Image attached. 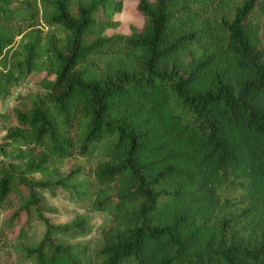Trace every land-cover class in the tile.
Here are the masks:
<instances>
[{
	"label": "trees",
	"instance_id": "trees-1",
	"mask_svg": "<svg viewBox=\"0 0 264 264\" xmlns=\"http://www.w3.org/2000/svg\"><path fill=\"white\" fill-rule=\"evenodd\" d=\"M107 0H0V61L16 37L15 65L32 69L40 35L25 27L39 16L48 35L42 91L0 112L5 143L24 165L0 157V209L16 222L41 220L33 264H264V0H138L140 29L106 34L117 21L95 18ZM121 0L115 1V7ZM200 48L197 53L192 47ZM118 52V61L100 56ZM103 153L91 167L70 168L101 185L92 207L108 210L89 258L79 215L53 223L37 187L48 163ZM17 206V207H16Z\"/></svg>",
	"mask_w": 264,
	"mask_h": 264
},
{
	"label": "rangeland",
	"instance_id": "rangeland-1",
	"mask_svg": "<svg viewBox=\"0 0 264 264\" xmlns=\"http://www.w3.org/2000/svg\"><path fill=\"white\" fill-rule=\"evenodd\" d=\"M115 1L107 0L105 8L101 7L94 13L95 18H101L109 15L115 21L116 25L107 27L104 30L106 34L130 33L133 27L140 29L143 24V16L137 9L138 0H121V6L115 7ZM39 16L33 22V25L25 27L26 37L32 39L33 35L39 33L41 54L36 65L32 69L18 67L15 65V59L21 56V51L25 49L23 44L18 41L20 35L16 37V44L6 52L5 57L0 61V112L10 109L13 106H22V94L42 91V77L52 78L53 74H47L45 66L50 61L48 57V35L54 33L58 36L59 29L55 26L46 24L41 16V6ZM193 51L199 52L200 48L193 46ZM123 54L111 52L99 57V69L103 67L104 61H118V57ZM4 122L0 119V157L7 163H13L18 169L24 165V157H18L21 146L17 143H5L3 129ZM103 148L98 147L90 157L70 156L64 159H56L48 163L46 172H30L26 174L29 179L46 180L51 182L50 186L37 187L36 195L40 197L39 205L44 216L53 223H63L70 221L76 216L85 215L88 219V231L82 235L73 237L61 236L65 241H82L89 249L88 259L92 249L100 243L96 234L99 226L107 227L111 224V215L108 210H101L92 207V202L98 195L101 185L95 181L91 175L78 173L71 178L65 179V185L58 184V177H63L66 172L76 165L91 167L102 155ZM17 207V206H16ZM13 208L0 209V225L3 220L12 212ZM44 224L41 220L32 219L26 225L22 221L11 224L6 230L5 235L0 238V264H33L34 260L23 255L21 246L35 245L42 236ZM84 264V263H83Z\"/></svg>",
	"mask_w": 264,
	"mask_h": 264
}]
</instances>
